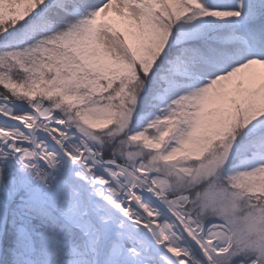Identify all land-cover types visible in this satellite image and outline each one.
I'll return each instance as SVG.
<instances>
[{
  "label": "snow or ice",
  "instance_id": "obj_1",
  "mask_svg": "<svg viewBox=\"0 0 264 264\" xmlns=\"http://www.w3.org/2000/svg\"><path fill=\"white\" fill-rule=\"evenodd\" d=\"M0 264H264V0H0Z\"/></svg>",
  "mask_w": 264,
  "mask_h": 264
}]
</instances>
